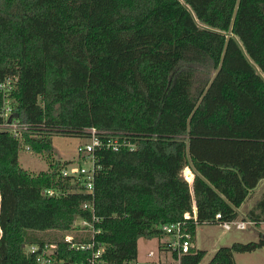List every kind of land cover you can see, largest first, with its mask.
Wrapping results in <instances>:
<instances>
[{
    "label": "trees",
    "instance_id": "trees-1",
    "mask_svg": "<svg viewBox=\"0 0 264 264\" xmlns=\"http://www.w3.org/2000/svg\"><path fill=\"white\" fill-rule=\"evenodd\" d=\"M8 78L29 128L21 139L0 132V264H34L25 246L48 239L37 233L90 216L84 186L61 175L70 163L53 160L55 136L94 128L104 144L136 147L94 153L108 264L138 259L139 241L165 239V225L185 222L195 240L200 225L237 221L264 180V0H0V82ZM27 147L52 172L24 170ZM245 221L264 223V193ZM263 248L264 234L219 248L208 264ZM205 256L192 249L180 264Z\"/></svg>",
    "mask_w": 264,
    "mask_h": 264
},
{
    "label": "built area",
    "instance_id": "built-area-1",
    "mask_svg": "<svg viewBox=\"0 0 264 264\" xmlns=\"http://www.w3.org/2000/svg\"><path fill=\"white\" fill-rule=\"evenodd\" d=\"M18 83L17 78H8L0 82V132H6L17 139L23 138L28 131V124L19 119L17 101L14 98V92ZM89 143L78 147V154L90 166L80 165L74 167L72 163L62 166L61 175L64 178H70L75 184L84 186L85 193L91 196V199L83 205V210L90 212L89 218L78 216L72 223L71 228L67 231L56 234L48 238L43 243L29 244L25 246L28 255L33 256L34 264H108L104 258L105 245L98 239L102 233L99 227L101 220L96 215L95 206V178L101 170V166L94 155L98 149L106 148L114 152L122 149L135 150V145L131 142L109 139L106 144L103 143L100 133L96 129H89ZM25 151L30 149L27 147ZM186 180L190 183L191 179L185 175ZM48 197H55L58 194L53 190H46L43 193ZM196 211V210H195ZM195 218H196V213ZM190 216L187 215L186 219ZM221 215L217 216L220 219ZM251 225V222H227L220 223L225 230H231L236 226L239 230H245ZM162 232L169 240L161 243L162 252H171L177 254L176 261L180 264V259L184 254H188L194 247V238L187 229V224L176 223L165 225ZM151 261L145 264H160L155 261L156 253L154 251L148 254ZM120 264H140L138 259L125 261Z\"/></svg>",
    "mask_w": 264,
    "mask_h": 264
},
{
    "label": "rangeland",
    "instance_id": "rangeland-1",
    "mask_svg": "<svg viewBox=\"0 0 264 264\" xmlns=\"http://www.w3.org/2000/svg\"><path fill=\"white\" fill-rule=\"evenodd\" d=\"M86 143H89L88 138L55 136L53 138V160L63 163H72L74 167H78L80 165H87L89 167L90 163H85L78 154V147ZM19 162L20 166L31 174H38L45 171L52 172L46 157L36 155L29 151L22 150L20 152ZM185 175L186 173L184 172V176ZM188 175H190L189 172L187 173V176ZM262 196L263 194L260 198H262ZM258 197V193L256 192L254 197L249 198L247 201L248 205H254L255 201H258L256 200L259 199ZM262 234H264V226L256 227L251 225L245 230H239L236 226H233L231 230H225L220 225H200L197 227L196 231L198 249L206 251V256L201 264H208L216 253V249L229 247L234 243L246 244L250 242H258L261 239ZM37 236L41 240H46L49 237H54L55 234L50 233V236L47 237L44 233H37ZM161 241L157 239H141L139 241L138 261L140 264H145L146 262L151 261V259L147 257V254L150 251H154L156 253V257L154 258L155 261H162V264H178L170 251L164 253L160 252L158 248L159 244L167 241V239L165 238ZM256 252L245 254L236 253L234 255L236 264H264V251Z\"/></svg>",
    "mask_w": 264,
    "mask_h": 264
},
{
    "label": "crops",
    "instance_id": "crops-1",
    "mask_svg": "<svg viewBox=\"0 0 264 264\" xmlns=\"http://www.w3.org/2000/svg\"><path fill=\"white\" fill-rule=\"evenodd\" d=\"M190 173V175H188L189 177H190V179H191V182L190 183H192V181H193V179H194V175H193V173L191 172V170L190 169H186L185 170V173H186V175H187V173ZM258 193V198L259 199H256V200H260L261 198H260V196L264 193V180H262L260 183H259V185L257 186V188L256 189H254L253 191H251V193H250V195L248 196V198H247V200L245 201V203H243V205L238 209V213H239V218L237 219V221L236 222H246L245 220H247V215H248V213L250 212V210L258 203V201H255V203H254V205H248V200H249V198H251V197H254V195H255V193ZM257 197V196H256ZM255 226V225H254ZM264 226V223H262L261 225H260V227H263ZM166 239L167 240H169L167 237H166ZM162 242V241H161ZM194 247H195V249H197V250H199L198 249V242H197V236L195 237V242H194ZM158 248H159V250H160V252H162L161 251V243L159 244V246H158ZM216 250H218V249H216ZM215 251V250H214ZM258 251H264V248L263 249H260V250H258ZM151 252V251H150ZM206 252V251H205ZM162 253H164V252H162ZM257 253V252H256ZM149 254V253H148ZM148 254H147V257L149 258V256H148ZM150 259V258H149ZM157 261H159V260H157ZM175 261H176V259H175ZM159 263L160 264H162V261H159ZM176 263H178L177 261H176Z\"/></svg>",
    "mask_w": 264,
    "mask_h": 264
},
{
    "label": "water",
    "instance_id": "water-1",
    "mask_svg": "<svg viewBox=\"0 0 264 264\" xmlns=\"http://www.w3.org/2000/svg\"><path fill=\"white\" fill-rule=\"evenodd\" d=\"M218 73H219V70L216 72V74H215L214 77L212 78V80H211V82H210V85H209V87L207 88L206 92L208 91V89H209V88L211 87V85L213 84V82H214V80L216 79ZM206 92H205V93H206ZM195 213H196V216H197V211H195Z\"/></svg>",
    "mask_w": 264,
    "mask_h": 264
}]
</instances>
